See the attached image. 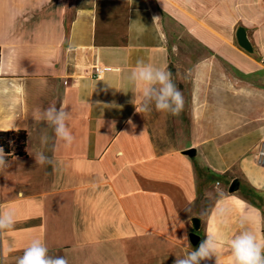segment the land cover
<instances>
[{
  "label": "crops",
  "instance_id": "crops-1",
  "mask_svg": "<svg viewBox=\"0 0 264 264\" xmlns=\"http://www.w3.org/2000/svg\"><path fill=\"white\" fill-rule=\"evenodd\" d=\"M140 59L172 73L178 115L136 112L126 76ZM52 103L71 112L69 147L34 119ZM17 130L24 154L0 169V211L17 221L0 264L33 237L68 264H174L209 232L231 264L242 214L264 241V0H0V131ZM39 152L55 166L36 165Z\"/></svg>",
  "mask_w": 264,
  "mask_h": 264
},
{
  "label": "clouds",
  "instance_id": "clouds-1",
  "mask_svg": "<svg viewBox=\"0 0 264 264\" xmlns=\"http://www.w3.org/2000/svg\"><path fill=\"white\" fill-rule=\"evenodd\" d=\"M76 48V43L69 40L68 51L71 52ZM126 79L133 89V103L136 99L139 100V106L134 103L136 112L143 114L155 109L158 112L178 115L183 110L184 96L174 83L172 73L165 67L140 59L129 71ZM34 119L38 123L43 122L52 129L57 144L62 143L64 147L73 144L75 136L68 123L71 119V112L66 111L65 106L58 108L55 103L49 104L43 110H37ZM129 123L131 124V121ZM42 142L46 143L47 137H42ZM34 159L36 165L55 166L56 164L54 159L45 155L44 152L37 153ZM8 166V155L0 147V169ZM229 213L230 209L227 206L221 208L219 213L221 224H228ZM16 222L15 209L0 211V233L12 231ZM251 223L252 218L247 214H242L239 220V230L227 241L231 264H264V241L258 239L255 231L248 227ZM181 241L185 242V247H191L188 243L187 233L184 234ZM223 245L224 241L216 233L209 232L197 249L176 257L174 264H201L202 261L212 257L216 258V264H220ZM16 264H68V261L64 256L51 255L44 241L33 237L24 247L22 255L17 257Z\"/></svg>",
  "mask_w": 264,
  "mask_h": 264
},
{
  "label": "trees",
  "instance_id": "trees-1",
  "mask_svg": "<svg viewBox=\"0 0 264 264\" xmlns=\"http://www.w3.org/2000/svg\"><path fill=\"white\" fill-rule=\"evenodd\" d=\"M25 142V131H0V147L4 149L8 157L15 155L22 156L24 154Z\"/></svg>",
  "mask_w": 264,
  "mask_h": 264
},
{
  "label": "water",
  "instance_id": "water-1",
  "mask_svg": "<svg viewBox=\"0 0 264 264\" xmlns=\"http://www.w3.org/2000/svg\"><path fill=\"white\" fill-rule=\"evenodd\" d=\"M236 39H237V43L240 47H242L243 49H245L246 51H251V47L248 44L246 38H245V33L244 30L242 28L237 29L236 31ZM237 188V182L233 181L229 187V191H235ZM193 224L195 228H198V220L197 219H193ZM192 241L195 243L197 242L198 238L196 235H192L191 236Z\"/></svg>",
  "mask_w": 264,
  "mask_h": 264
},
{
  "label": "rangeland",
  "instance_id": "rangeland-1",
  "mask_svg": "<svg viewBox=\"0 0 264 264\" xmlns=\"http://www.w3.org/2000/svg\"><path fill=\"white\" fill-rule=\"evenodd\" d=\"M218 2L220 3L221 0H218ZM239 28H242V29L244 30L245 38H246L248 44H249L250 47H251V41L249 40V37H248L247 27H243V26L240 25V24H236V25L234 26V28L232 29V31H231L232 34H233V36H234V40H233V41H235V44H236L239 48H241L242 50L246 51L245 49H243L242 47H240V46L238 45V43H237V39H236V31H237V29H239ZM246 52L251 53V51H246ZM217 180H218L219 182H221L222 186H224V187L227 186V185H226V184H227V181H225L223 177H221V178L219 177V178H217ZM206 205H207V204H206ZM206 205H204L205 208L207 207Z\"/></svg>",
  "mask_w": 264,
  "mask_h": 264
},
{
  "label": "built area",
  "instance_id": "built-area-1",
  "mask_svg": "<svg viewBox=\"0 0 264 264\" xmlns=\"http://www.w3.org/2000/svg\"><path fill=\"white\" fill-rule=\"evenodd\" d=\"M103 69L101 67H95L94 75L100 77L102 75ZM257 162L259 165L264 166V150H259L257 155Z\"/></svg>",
  "mask_w": 264,
  "mask_h": 264
}]
</instances>
